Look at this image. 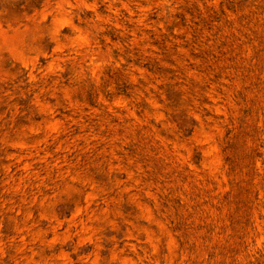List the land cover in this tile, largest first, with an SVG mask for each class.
Listing matches in <instances>:
<instances>
[{
  "label": "rangeland",
  "instance_id": "rangeland-1",
  "mask_svg": "<svg viewBox=\"0 0 264 264\" xmlns=\"http://www.w3.org/2000/svg\"><path fill=\"white\" fill-rule=\"evenodd\" d=\"M0 264H264V0H0Z\"/></svg>",
  "mask_w": 264,
  "mask_h": 264
}]
</instances>
